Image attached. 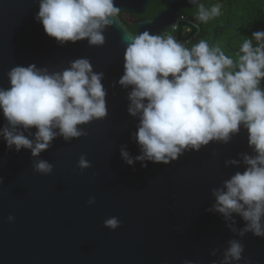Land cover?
<instances>
[{"label": "water", "instance_id": "obj_1", "mask_svg": "<svg viewBox=\"0 0 264 264\" xmlns=\"http://www.w3.org/2000/svg\"><path fill=\"white\" fill-rule=\"evenodd\" d=\"M149 1L114 0V6L142 15ZM40 3L0 0V88L11 87L9 73L17 66L54 75L86 58L94 73L103 74L107 115L78 125L79 137L57 135L38 156L9 147L0 134V264H225L232 240L244 251L230 264H264V236L240 235L246 222L239 214L210 211L214 191L248 167L245 155H256L243 127L227 143L186 149L167 164L135 160L142 155L140 119L129 112L134 86L119 83L124 53L135 36H159L174 23L169 2L153 20H139L135 34L119 15L110 17L99 45L47 35L38 19ZM5 127L13 130L0 109V133ZM15 131L35 146V127ZM81 157L89 167H80ZM40 160L53 165L50 173L36 170ZM113 216L120 220L115 229L104 224Z\"/></svg>", "mask_w": 264, "mask_h": 264}, {"label": "clouds", "instance_id": "obj_2", "mask_svg": "<svg viewBox=\"0 0 264 264\" xmlns=\"http://www.w3.org/2000/svg\"><path fill=\"white\" fill-rule=\"evenodd\" d=\"M119 12L114 0H41L38 19L45 33L61 43L87 38L99 45L105 42L101 30ZM220 14L219 5L200 4L197 18L207 22ZM253 39L244 40L234 59L207 40L189 48L173 35L145 31L127 43L119 83L134 86L129 112L139 116L136 139L142 151L135 160L167 164L186 149L198 151L213 140L227 143L241 127L247 131L256 155H245L248 167L225 181L224 189L214 191L216 203L210 211L226 218L239 214L246 222L240 235L251 231L264 236V31L254 32ZM9 77L11 87L0 88V109L13 130L5 127L0 134L17 151L28 148L38 156L57 135L66 140L79 137L83 133L78 125L107 115L103 74L94 73L86 58L74 61L62 74L30 65L15 67ZM18 126L38 130L35 146L15 131ZM121 155L129 165L134 163L127 151ZM80 167H89L83 157ZM35 168L47 174L53 165L40 160ZM104 224L115 229L120 220L113 216ZM243 251L239 241H230L225 264L240 260Z\"/></svg>", "mask_w": 264, "mask_h": 264}, {"label": "flooded vegetation", "instance_id": "obj_3", "mask_svg": "<svg viewBox=\"0 0 264 264\" xmlns=\"http://www.w3.org/2000/svg\"><path fill=\"white\" fill-rule=\"evenodd\" d=\"M165 1L169 2V12L173 13L176 19L159 36L173 35L186 47L191 48L203 39L211 46H218L225 55L235 59L244 40L253 39V33L256 32V30L246 32L244 17L236 16L232 12L228 0H195V3L191 0H150L142 15L125 10L120 11L118 15L130 32L135 34L139 20H153L161 11L168 8ZM200 4L205 8L219 5L221 14L207 22H201L197 18ZM253 44H256L254 39ZM261 87H264V80Z\"/></svg>", "mask_w": 264, "mask_h": 264}, {"label": "trees", "instance_id": "obj_4", "mask_svg": "<svg viewBox=\"0 0 264 264\" xmlns=\"http://www.w3.org/2000/svg\"><path fill=\"white\" fill-rule=\"evenodd\" d=\"M236 16H243L246 32L264 31V0H228Z\"/></svg>", "mask_w": 264, "mask_h": 264}]
</instances>
